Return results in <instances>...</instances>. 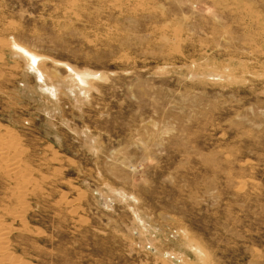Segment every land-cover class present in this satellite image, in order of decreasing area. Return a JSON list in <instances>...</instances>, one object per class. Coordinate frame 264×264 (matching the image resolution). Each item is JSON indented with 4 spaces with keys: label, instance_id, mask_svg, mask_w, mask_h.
I'll list each match as a JSON object with an SVG mask.
<instances>
[{
    "label": "rangeland",
    "instance_id": "374dc122",
    "mask_svg": "<svg viewBox=\"0 0 264 264\" xmlns=\"http://www.w3.org/2000/svg\"><path fill=\"white\" fill-rule=\"evenodd\" d=\"M0 40L13 259L264 264V0H0Z\"/></svg>",
    "mask_w": 264,
    "mask_h": 264
},
{
    "label": "bare ground",
    "instance_id": "6f19581e",
    "mask_svg": "<svg viewBox=\"0 0 264 264\" xmlns=\"http://www.w3.org/2000/svg\"><path fill=\"white\" fill-rule=\"evenodd\" d=\"M0 42H2L0 40ZM14 47L20 51H22L26 56L27 58L34 64L33 61H35V58H36V54L28 51L27 49H25L23 46L17 44V43H14L13 44ZM73 69V68H72ZM76 72V76L80 79H86V77L89 75L87 72H77V70L75 71ZM1 157H4L2 154H0ZM5 162L3 163H6L7 167H6V170H8V172L12 173V174H20L22 172L21 170V161L19 160L18 157H14V156H11L7 159H4ZM22 182L23 183H28V181L26 180V177L23 176L22 177ZM14 213V212H13ZM14 218H20L21 216V213H19L18 211H15L14 213ZM12 216V217H13ZM8 228H10L9 226H3V225H0V258H1V261H0V264H6V263H10V264H26L25 262L21 261L20 259H17V258H12L9 254V250H8Z\"/></svg>",
    "mask_w": 264,
    "mask_h": 264
}]
</instances>
